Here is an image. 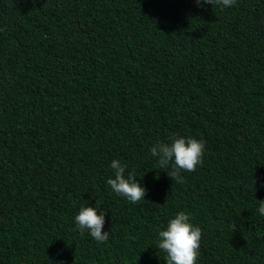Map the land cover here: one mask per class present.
<instances>
[{"label": "trees", "instance_id": "16d2710c", "mask_svg": "<svg viewBox=\"0 0 264 264\" xmlns=\"http://www.w3.org/2000/svg\"><path fill=\"white\" fill-rule=\"evenodd\" d=\"M178 136L205 152L173 180L150 149ZM114 159L145 201L112 191ZM262 202L264 0H0V264H167L180 211L198 264H264Z\"/></svg>", "mask_w": 264, "mask_h": 264}, {"label": "clouds", "instance_id": "9594fccd", "mask_svg": "<svg viewBox=\"0 0 264 264\" xmlns=\"http://www.w3.org/2000/svg\"><path fill=\"white\" fill-rule=\"evenodd\" d=\"M198 6L204 4L217 5L223 8L232 7L237 0H195ZM170 143L157 142L150 153L157 158L160 170L166 171L173 179L181 178L182 172H194L203 163L205 141L194 137H170ZM111 169L114 178H108L107 184L116 194L125 197L132 203L145 201L146 189L136 179L134 172H127V165L119 160H112ZM158 178V176H157ZM258 212L264 215V202L259 205ZM75 224L80 234L85 231L97 243H106L109 232H104L105 212H98L96 207L83 206L75 216ZM202 240V229L191 222L190 214L178 212L168 221L167 227L159 231L156 248L163 251L167 264H198L199 249Z\"/></svg>", "mask_w": 264, "mask_h": 264}]
</instances>
